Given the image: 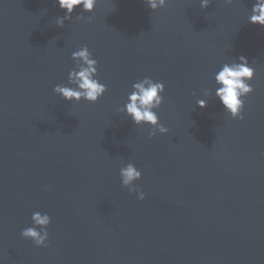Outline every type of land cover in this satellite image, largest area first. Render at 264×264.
Here are the masks:
<instances>
[{"label":"water","instance_id":"1","mask_svg":"<svg viewBox=\"0 0 264 264\" xmlns=\"http://www.w3.org/2000/svg\"><path fill=\"white\" fill-rule=\"evenodd\" d=\"M254 2L168 0L151 12L143 0H97L58 27L56 0H0V264H264V27L247 22ZM83 46L106 86L94 104L53 94ZM241 56L253 91L234 120L214 76ZM144 78L164 85L154 111L168 131L152 138L119 111ZM129 163L143 200L121 186ZM36 212L50 217L40 248L20 236Z\"/></svg>","mask_w":264,"mask_h":264},{"label":"clouds","instance_id":"2","mask_svg":"<svg viewBox=\"0 0 264 264\" xmlns=\"http://www.w3.org/2000/svg\"><path fill=\"white\" fill-rule=\"evenodd\" d=\"M151 12L163 8L168 0H143ZM226 4H231L233 0H224ZM97 0H56V4L65 12L63 17L56 20L58 27H63L64 21L71 18V14L77 7L82 12L91 13ZM209 0H200V8L206 9ZM81 17H78L80 19ZM248 23L264 27V0H255ZM75 62V68L68 73V84L57 85L53 88V94L59 96L65 102H80L94 104L106 92V86L97 77V61L92 58L87 46L81 47L71 55ZM254 72L247 59L243 56L238 58V62L225 63L215 74L214 82L216 87L215 97L219 101L223 110L228 113L231 119H243L242 110L244 100L242 98L249 95L253 89L248 83L253 78ZM164 85L162 82H154L150 78H144L132 85V91L127 96V103L122 111L129 117L136 126L148 125L153 131L149 132V138L157 133L164 135L168 129L158 123V116L154 110L158 109L162 103ZM208 95L207 91L204 93ZM207 105L205 99H198L196 106L203 109ZM121 186L128 189L129 194L135 193L139 200L144 199L143 192L139 188L133 187L135 181L140 180L141 172L131 163L122 167L119 171ZM32 227L21 231L22 239L30 240L37 248L45 247L48 239L47 227L50 224V217L47 214L33 213L31 216ZM39 229V231L37 230Z\"/></svg>","mask_w":264,"mask_h":264}]
</instances>
